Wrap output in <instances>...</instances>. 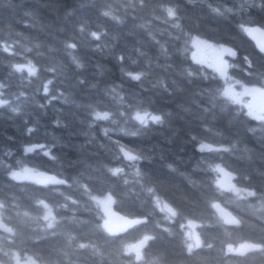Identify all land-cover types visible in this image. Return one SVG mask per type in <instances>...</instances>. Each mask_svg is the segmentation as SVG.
Wrapping results in <instances>:
<instances>
[{"label": "trees", "instance_id": "1", "mask_svg": "<svg viewBox=\"0 0 264 264\" xmlns=\"http://www.w3.org/2000/svg\"><path fill=\"white\" fill-rule=\"evenodd\" d=\"M251 24L264 0H0V264H264V122L224 93L264 87ZM104 196L141 221L108 233Z\"/></svg>", "mask_w": 264, "mask_h": 264}, {"label": "rangeland", "instance_id": "2", "mask_svg": "<svg viewBox=\"0 0 264 264\" xmlns=\"http://www.w3.org/2000/svg\"><path fill=\"white\" fill-rule=\"evenodd\" d=\"M203 44L204 45H202V48L200 49L201 51L200 54H202L203 56H209L211 59H213V64L215 68H217L218 58H222L228 64L230 68L232 63L230 62V60H228L227 56L232 55V54L226 47L220 44H211V43H205V42H203ZM219 73L223 76H227L221 73V71ZM262 92H264L263 86L243 85L234 80L227 81L224 87V93L230 99L244 106V108L249 112L251 116L264 122V112L261 111L262 103L259 98V95ZM136 116L141 117L140 120H142L143 122L156 120L154 119V117H157V115L148 113V112H141V113H138ZM125 154L130 159H133L135 157L133 154L129 152H126ZM218 168H219V175H220L221 181L228 178L227 170L223 167H218ZM15 174L16 176H19L21 178H32V179L37 180V177L43 173H41L35 168L25 167V168L20 169ZM229 182L231 183V181ZM96 200L100 203V205L101 204L102 206L106 205V207L103 206L104 211H105L104 225L106 227L109 221V218L107 216L110 213H112V209L109 206L108 197H105V196L97 197ZM164 208L168 212L173 211V209H171L169 205H166ZM185 232H186V237H187L189 246L194 247V246H198L201 243V238H200L199 231H198V224L196 222H188L185 227ZM133 244L129 246L130 250H132ZM134 253H135V258H138L141 256V250L134 251Z\"/></svg>", "mask_w": 264, "mask_h": 264}, {"label": "water", "instance_id": "3", "mask_svg": "<svg viewBox=\"0 0 264 264\" xmlns=\"http://www.w3.org/2000/svg\"><path fill=\"white\" fill-rule=\"evenodd\" d=\"M246 28L251 29V31H245V34L248 38L254 43L255 47L258 51L264 53V27L258 24L248 25ZM217 68L222 73L226 74L229 70L228 64L222 59H217ZM260 101L262 103L261 111L264 112V92L259 95ZM1 104V99H0ZM39 180L43 182H52L56 180L55 178L49 175L39 176ZM215 207L219 211V213L224 217L225 220L231 223H236L238 221L237 217L232 213L230 209L227 207L216 203ZM109 221L107 223V231L110 234L118 235L125 233L128 229L133 227L135 224L139 223L141 220L126 216L120 212H112L108 215ZM144 244L143 240L136 242L133 245V250H139ZM245 249H248L249 246H244Z\"/></svg>", "mask_w": 264, "mask_h": 264}, {"label": "clouds", "instance_id": "4", "mask_svg": "<svg viewBox=\"0 0 264 264\" xmlns=\"http://www.w3.org/2000/svg\"><path fill=\"white\" fill-rule=\"evenodd\" d=\"M140 2L143 3V0H140ZM165 10H166V12H167V14H168V17H169L170 19H173V18L176 17V11H175L174 8H172V7H167ZM104 14H105V15H108V13H104ZM177 26H178V22H177ZM93 36H97V34H96V33H93ZM97 38H98V36H97ZM70 47H75V45H70ZM231 54H232V56H235V55H236L235 51H232ZM129 75H132V74H129ZM132 78L135 79V80H139V79H140V74H135V75L132 76ZM109 115H110V113H109V114H105L102 118L107 119ZM98 118H100V117H98ZM159 119H160V118H159ZM159 119H156V121L158 122ZM202 146H204V145L201 144V145H199L198 147H199L201 150H203L204 148H203ZM208 147L211 148V146H208ZM225 150H226V149H225ZM248 195H249V196H254V195H255V192H253V191H249V192H248ZM45 218H47V217H45ZM49 226L51 227V225H49Z\"/></svg>", "mask_w": 264, "mask_h": 264}, {"label": "snow or ice", "instance_id": "5", "mask_svg": "<svg viewBox=\"0 0 264 264\" xmlns=\"http://www.w3.org/2000/svg\"><path fill=\"white\" fill-rule=\"evenodd\" d=\"M244 31H251V29H249V28H244L243 29ZM137 119H141V117H137ZM154 119H159V117H154ZM203 148H207L208 146L207 145H204V146H202ZM29 152H31L32 151V149L31 148H28L27 149Z\"/></svg>", "mask_w": 264, "mask_h": 264}]
</instances>
